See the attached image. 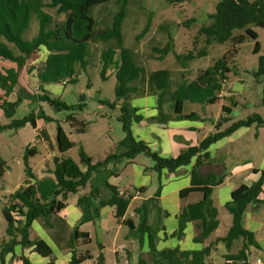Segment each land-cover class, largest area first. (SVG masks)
<instances>
[{
  "label": "trees",
  "instance_id": "16d2710c",
  "mask_svg": "<svg viewBox=\"0 0 264 264\" xmlns=\"http://www.w3.org/2000/svg\"><path fill=\"white\" fill-rule=\"evenodd\" d=\"M111 0H0V59L15 64L13 67L0 66V89L4 97L0 96V109L8 119L5 124L0 123V134L5 129L17 132L27 123L36 127V119L50 121L51 118L39 112L31 111L22 118H13L17 107L23 102L19 92V78L24 70H35L38 91L35 95L37 102H46L56 110H66L64 122L73 133H83L88 123L81 117L84 103H67L59 98L51 97L43 90V85L51 83L73 84L77 81V71L85 70L89 46L92 43H105L101 49V76L107 68L112 67L116 79L114 94L120 103V114L117 121L124 132V137L118 142L115 152L108 154L103 160L92 162L91 157L83 149H79V163L66 153L75 143L71 141L63 128L56 124L55 140L59 155L52 158L53 166L46 168L45 175L37 177L32 171L29 159L37 153L34 142L25 147L23 163L25 179L7 195L6 205L2 208V215L6 221L5 238L0 241V264H5L8 254L13 255L15 247L22 249L33 247L41 256L50 253L49 247L40 239L29 238V229L34 220L48 231L54 244L61 250L71 254L69 264H80L91 259L92 255L87 247L91 237L87 231H81L79 226L91 222L98 226L101 209L109 206L117 224L126 228L124 238L136 242L139 249L145 240L148 246L146 252L140 251L138 264H205V254L200 249H180L178 246L157 248L159 231L164 230L161 217L167 212L159 205L162 171L169 174L178 172V168L190 162L198 154L195 162L197 167L207 153L200 151L233 133L239 127L264 126L263 115L252 113L245 119L232 122L224 129H219L228 120L230 109L223 105L213 132L203 138L198 145L189 146L176 156L162 157L152 151L147 143L135 139L131 132V123L140 122L142 117L136 114V108L131 106L130 100L134 96L154 95L157 101L158 114L152 118L158 122H165L168 116L162 112V104L171 102L177 118L196 119L193 112L182 113L185 101L200 104H213L220 101L219 92L227 83L228 74H237L234 58L240 45L246 37L255 40L254 53H258L260 44L258 34L252 28H264V0H218L214 13L208 14L207 21L198 25L194 17L183 22V26H196L192 48L185 52H175L172 37L163 46H154L152 50L157 55L154 59L162 60L169 52H173L174 60L182 69L195 59L205 57L208 47L213 43H226L228 48L214 60L207 68L197 71L194 78L185 77L173 81L168 68L146 71L145 67L135 61L134 51L123 46L122 24L126 17L130 0H116L117 9L111 22L105 27H98L92 14L95 7L106 5ZM169 4L189 0H167ZM45 8L54 9L57 14L64 13L61 22L51 26L52 15ZM38 20V32L30 39L25 38L32 17ZM150 20L142 31L149 28ZM236 30H243L234 34ZM47 51L40 66L32 65L26 69L29 58L38 53L41 48ZM25 71V72H26ZM253 81L261 85L260 105L264 106V54L258 56L257 66L250 71ZM16 94V99L7 97ZM79 111V113H77ZM227 114V115H226ZM35 138L48 141L44 130L36 131ZM139 154L151 158L153 165L145 166V172L155 175L151 185L147 187L120 190L108 180L111 176H118L122 167L134 162ZM5 171V161L0 157V179ZM153 179V176H152ZM222 181V177H208L203 179L193 168L191 170V185L179 191L181 201L190 194L198 193L199 199L181 205L177 216L178 227L171 235L181 238L186 225L194 226L193 242L202 243L211 228V214L206 207L207 199L212 187ZM264 183V171L259 179L251 185H240L231 192V198L225 207L232 216L231 225L225 236L221 238L226 248L230 249L233 242L242 238V246L236 253L223 256L224 263L249 264L250 247L258 248L252 231L243 226V214L249 204L263 203L260 198ZM153 187L151 196L142 200L132 209L133 216L127 215L131 199L136 193H143ZM69 194H77L76 206L81 212L77 224L71 229L66 220L59 214L65 207V200ZM150 215L154 216L151 221ZM101 247V244L98 243ZM23 264H33L27 256L21 255ZM103 255L99 254L96 264H102ZM46 264H54L49 259Z\"/></svg>",
  "mask_w": 264,
  "mask_h": 264
},
{
  "label": "rangeland",
  "instance_id": "374dc122",
  "mask_svg": "<svg viewBox=\"0 0 264 264\" xmlns=\"http://www.w3.org/2000/svg\"><path fill=\"white\" fill-rule=\"evenodd\" d=\"M217 1L189 0L171 5L167 0H130L127 6L126 17L122 24L123 46L134 51L135 61L143 65L147 72L168 68L171 71L173 81L180 80L182 72H184L185 77L192 79L199 69L212 65L214 60L225 52L229 43H213L208 47V53L205 57L191 61L186 69H182L175 62L173 52H169L162 60L154 59L153 56L157 54L153 52L152 47L163 46L168 41V38L172 37L175 52L181 53L191 49L197 27L191 26L190 28H186L183 26V22L191 17L196 19V24L198 25L206 22L208 14L214 13ZM116 9V0H111L106 5L95 7L92 14L97 21L98 27L108 25ZM45 10L52 15L51 26H54L65 18L64 13L57 14L54 9L49 8H45ZM149 20V28L142 34ZM38 25L37 18L33 16L29 28L25 33L26 39H30L38 32ZM252 28L258 34L259 52H253L255 40L246 37L234 58V65L238 73L234 74L231 72L227 78L228 87L235 86L237 88L235 97L239 103L233 106L230 116L234 120L246 118L253 112H260L261 108V85L253 81L250 71L256 68L258 56L264 54V28L253 26ZM242 31L236 30L234 34ZM104 44L98 42L92 43L89 46L85 70L79 69L77 71V81L75 83H51L43 85V90L48 92L51 97L59 98L67 103L80 102L85 104L79 116L88 123V129L85 133H71L69 137L75 145L66 153L67 156L78 163L80 147L91 158H97L98 152L106 154V150H116L118 142L124 137L121 125L117 121V117L120 114L121 101L114 94L116 79L113 68H107L103 77L101 76L102 62L100 53ZM46 53V51H43L33 54L28 60L27 69L32 65L34 67L40 66L44 61L43 59H45ZM1 61L4 60L0 59V66H4ZM4 63L15 66L10 61H5ZM28 73L25 74V78L22 79V85L19 86L18 90L22 95L23 102L17 107L13 118H22L28 115L33 111V107L35 106L36 108L38 104L39 108L37 107L38 110L36 109V112H39L41 109L44 115L52 119L46 121L38 118L39 125L50 133V136H52V146L56 147L55 135L53 137V133L56 132V124L59 123L63 130L68 133L69 127L64 122V119L69 111H58L46 102L34 100L38 91V83L34 72L29 70ZM16 97L15 93L9 96L10 100L13 101ZM196 105L198 104L187 102L185 111H199ZM217 109L220 110L218 104H213L211 109L213 117H215ZM209 116H211V113L207 114V117ZM7 122L8 119L5 118L0 110V123L5 124ZM250 129V134L242 137V145L245 148L250 147L254 151L253 157L256 159V162H261L264 153V128L259 130L253 124ZM35 134V131L28 123L17 132L5 128L0 134V157L5 161V171L3 177L0 179V241L6 235V221L2 215V208L6 205V194L12 192L25 179L23 156L26 145L29 142H34L37 149V153L29 159V164L35 176L42 177L46 170L45 168L53 166L52 158L56 152L52 153L51 148H48L47 141L44 142L35 138ZM243 140L245 141L243 142ZM135 160L139 164H147L148 167L153 165L152 159L144 154H139ZM152 176V180H154L155 175L153 172ZM123 182L124 180L121 183L123 184ZM260 217L261 219L264 218V206L261 207ZM89 230L91 242L87 247L83 248L88 249L95 257L86 261L85 264H95L97 261L99 242H102L106 246L105 255L113 257L112 248L116 247L119 242L126 241L124 238L126 228L121 227L119 229L118 224H116L112 216V209L110 207H108L107 218L104 217L98 226H90ZM115 232L119 233V240L117 238L115 245L112 246V237ZM262 259L264 260V256H262Z\"/></svg>",
  "mask_w": 264,
  "mask_h": 264
},
{
  "label": "crops",
  "instance_id": "0c3cea01",
  "mask_svg": "<svg viewBox=\"0 0 264 264\" xmlns=\"http://www.w3.org/2000/svg\"><path fill=\"white\" fill-rule=\"evenodd\" d=\"M43 51L46 50L42 47L39 52ZM5 61L6 60L1 61L4 66L13 67V65L5 64ZM25 71L26 70H24L23 74L20 75L19 86L22 85V79H24L25 74L28 73V71ZM32 72H34L35 76L34 69H32ZM236 89L237 88L235 86L228 87L227 83L225 84L223 89L218 94L220 101L213 103L218 104L221 110L220 111L219 109H217L215 117H213L211 111L213 104L193 103L198 104L196 105V108L199 111H185V106L187 102H189L185 101L182 104V113L189 114L193 112L197 115L196 119H187L177 118L175 116L173 103H163L162 112L163 114L168 116L165 122H158L152 119L158 114L157 101L154 95L145 94L134 96L130 100V103L132 107L136 108V114L140 115L142 117V120L140 122L133 121L131 123V132L135 139H141L145 141L148 147L152 151L157 152L160 156H176L187 147L198 145L203 138L217 131L215 123L222 112V106H227L232 112L233 106L238 105L239 103V101L236 100L237 98L235 97ZM0 96L5 98L1 89ZM9 96L7 97L8 100H10ZM38 106L39 105L37 104L36 108L35 106L33 107V110L35 112L36 109L38 110ZM263 110L264 106H261L260 112L257 113L263 115ZM208 113H211V116L207 117ZM230 116L231 113L228 114V120L223 122L219 129H224L232 122L240 120H234L230 118ZM251 126L239 127L233 133L210 144L207 149L200 151V154L206 152L208 157L206 159H202L200 161L201 163L197 167H195L194 164L196 162L198 154L194 155L188 164L179 167L177 169L178 172L175 174H169L166 170L162 171V185L159 196V205L162 211L167 212V215L161 217V223L164 226V230L159 231L157 234L159 236L157 248L161 249L165 247L175 246H178L180 249L202 248L205 254V264H223V256L225 254L236 253L241 248L243 243L242 238L236 239L230 249L226 248L225 242H223L221 238L226 235L232 221V216L225 207L226 203L231 198V192L240 185L253 184L259 179L261 172L264 171V153L261 162H256V159L253 157L254 151H252L250 147L245 148L242 145L241 139L243 136L245 137L246 135L250 134ZM258 128L259 130H261L264 128V126ZM32 129L35 131V133L36 131L43 129L49 139L47 141L48 148H51L52 153L56 152L54 156L59 155L57 145L56 147L52 146V136H50V133H48L39 125L38 119H36V127H32ZM71 133L72 132L69 129V132L67 133L68 137L71 135ZM54 135L55 133H53V137ZM39 140L44 141L42 138H39ZM244 141L245 140H243V142ZM106 151V154L104 152H98L97 158H91L92 162L103 160L107 156V154L112 153L113 151H115V149H109ZM145 166L148 165H143L142 163L139 164L136 162V160H134V162L124 166L123 169L120 170L118 176H111L108 181L111 184L116 185L120 190L129 189L131 187H147L151 185L152 174L144 171ZM47 168H51V166H47ZM193 168L197 170V173L203 179H206L208 177H215L216 179H218L222 177V181L212 187V191L206 202V207L211 214V228L208 231L203 242L200 244L195 243L192 240V237L194 235V226L192 223L186 225L184 235L180 239L176 236L171 235L177 230V216L180 212L181 205L186 204L187 202H193L200 197L198 193L190 194L184 201H181L179 197V191L191 185V170ZM45 174L46 173L44 171L43 175ZM122 180H124L123 184L121 183ZM152 192L153 187H149L147 191L143 193H136L131 199V202L127 209V215L129 214L130 216H133L131 212L133 207L140 204L142 200L151 196ZM8 194H6V201ZM260 198L264 200V183L262 186V191L260 193ZM76 199L77 194H69L67 199L65 200V207L59 213L66 220L71 229L77 224V221L81 216V212L76 206ZM262 206H264L263 203L249 204L243 214V226L253 232L258 245V248L250 247L249 249V264H254L257 260H259V264H264V260L262 259V256H264V218L261 219L260 217ZM108 207L109 206H106L101 209V218L99 224H101V221L104 219V217L107 218ZM149 219L152 221L154 219V216L150 215ZM90 226L94 225L91 222H85L79 226V229L81 231H87L91 237L89 230ZM118 227L120 229L124 226L118 224ZM118 234L117 232H115V234L113 235L112 246L115 245ZM29 238L31 240L40 239L45 242L49 247L50 253L47 256H41L38 252L33 250V247L22 249L20 246H17L15 247L13 255L8 254L6 256L5 264H23L20 260V256L22 254L27 256L33 264H46L49 259H52L54 264H69L71 254L69 252L61 251L54 244L49 234L40 224V222L36 220L32 222L29 229ZM125 240L126 241L119 242L116 247L112 248V251L114 253L113 257L105 255L106 246H104L102 242H99V244H101V247H99L98 255H103V260L101 261V263L138 264V255L140 251L146 252L148 250L146 240L141 249L138 248L135 241L129 238ZM91 255V259H93V257L95 256L93 255V253H91ZM91 259L84 260L80 264H85L86 261ZM229 264L236 263L230 262Z\"/></svg>",
  "mask_w": 264,
  "mask_h": 264
},
{
  "label": "built area",
  "instance_id": "2783aa9c",
  "mask_svg": "<svg viewBox=\"0 0 264 264\" xmlns=\"http://www.w3.org/2000/svg\"><path fill=\"white\" fill-rule=\"evenodd\" d=\"M254 264H259V260H257Z\"/></svg>",
  "mask_w": 264,
  "mask_h": 264
}]
</instances>
